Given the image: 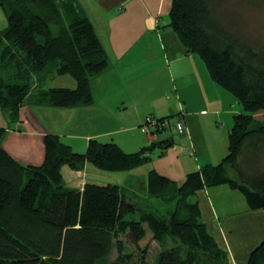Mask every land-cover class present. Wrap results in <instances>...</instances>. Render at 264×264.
<instances>
[{
  "label": "trees",
  "instance_id": "16d2710c",
  "mask_svg": "<svg viewBox=\"0 0 264 264\" xmlns=\"http://www.w3.org/2000/svg\"><path fill=\"white\" fill-rule=\"evenodd\" d=\"M172 1L170 26L187 53L199 55L212 80L243 107L234 116L228 154L217 165L187 174L181 184L152 169L144 192L89 182L79 190L65 183V166L81 171L91 163L100 170L130 171L145 165L151 159L147 152L160 144L127 153L114 142L92 139L78 153L48 133L43 164L25 165L3 148L8 127H0V264H149V247H140L147 229L161 247L155 264H230L191 197L228 184L251 209H264V170L255 164L264 155V121L256 118L264 112V48L249 44L224 21L221 0ZM0 5L8 20L0 31V108L9 123L20 120L33 92L38 102L55 108L93 104L92 81L110 61L79 1L0 0ZM56 75L71 76L77 88H44ZM158 120L168 123L169 117ZM148 199L176 201L175 209L166 217ZM248 264H264V240Z\"/></svg>",
  "mask_w": 264,
  "mask_h": 264
},
{
  "label": "crops",
  "instance_id": "0c3cea01",
  "mask_svg": "<svg viewBox=\"0 0 264 264\" xmlns=\"http://www.w3.org/2000/svg\"><path fill=\"white\" fill-rule=\"evenodd\" d=\"M78 1L110 61L109 68L92 81L93 104L55 108L38 102L33 92L14 125L0 108V127H8L3 148L22 164L41 165L46 155L43 138L51 133L78 153H85L92 139L114 142L127 153H136L153 143L141 129L152 115L169 117L167 126L157 131L160 145L147 152L148 165L118 176L139 179L145 187L147 174L154 169L181 184L187 174L220 163L228 154L234 116L242 108L212 80L203 59L187 53L170 26L173 1ZM43 87L75 89L77 82L69 75H56ZM256 118L261 119L258 114ZM179 120L186 126L185 135L178 132ZM91 166L87 163L81 171L65 166L67 186L83 190L86 183H94L88 180ZM191 198L229 263L248 264L252 251L264 240V209H251L243 193L228 184L203 188Z\"/></svg>",
  "mask_w": 264,
  "mask_h": 264
},
{
  "label": "rangeland",
  "instance_id": "374dc122",
  "mask_svg": "<svg viewBox=\"0 0 264 264\" xmlns=\"http://www.w3.org/2000/svg\"><path fill=\"white\" fill-rule=\"evenodd\" d=\"M220 2H222V4H219V9L222 11V17L224 21L228 25H230L232 29L238 32V34L242 35L249 44L255 45L259 48H264V0H258L255 2H250L248 0H221ZM3 17L4 18L2 19L0 18V24L6 25H0L1 29L8 26L7 17ZM239 106L243 108L241 104ZM258 117L261 118L259 120L264 121V112L258 113ZM255 164L260 170H264V155L261 158L260 162H256ZM146 165H148V163L137 168L141 169ZM91 167H93V170H90L88 175V180H90L91 182L100 185H106L108 183H118L121 185L131 184L134 188L137 189V191L144 192V186L141 184V182H139V179L138 183L136 179L131 181L130 176L117 175V173H124L123 171L117 172L100 170L94 165H92ZM147 201L151 206L155 207V209L159 210L166 217L171 216L176 205V201L170 202L172 200L166 202L160 199H148ZM124 242L126 244V247L130 251L134 250L132 244L129 243L128 240L125 239ZM170 245H175V243L171 241ZM140 247L141 249L149 247L147 261L149 264H155L157 261V257L161 252V247L158 242L153 240V235L148 229L147 238L142 242ZM116 257L117 250L115 249L113 251L111 259L114 260L116 259Z\"/></svg>",
  "mask_w": 264,
  "mask_h": 264
},
{
  "label": "built area",
  "instance_id": "2783aa9c",
  "mask_svg": "<svg viewBox=\"0 0 264 264\" xmlns=\"http://www.w3.org/2000/svg\"><path fill=\"white\" fill-rule=\"evenodd\" d=\"M167 124L168 123L166 121L161 124L156 117L150 115L145 119L141 129L145 133L149 141L155 142L158 137L157 129L159 125L167 126ZM177 128L179 134L181 135L187 134L186 126L182 120L178 121Z\"/></svg>",
  "mask_w": 264,
  "mask_h": 264
}]
</instances>
